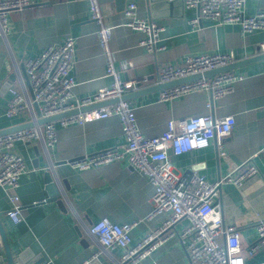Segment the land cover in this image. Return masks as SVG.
Listing matches in <instances>:
<instances>
[{
    "label": "crops",
    "instance_id": "0c3cea01",
    "mask_svg": "<svg viewBox=\"0 0 264 264\" xmlns=\"http://www.w3.org/2000/svg\"><path fill=\"white\" fill-rule=\"evenodd\" d=\"M134 1L138 16L153 20L164 28L156 54H150L140 42L144 34L127 26L125 8ZM33 4L10 16V30L0 37V131L31 122L30 117H8L11 88L22 90L23 71L30 59L41 57L50 46L72 36L76 39L75 65L71 75L75 81L74 99L94 95L111 86L107 62L99 44V25L91 18L90 0H33ZM106 15L105 25L112 28L111 49L114 66L123 81L147 78L149 87L157 86V75L164 67H181L189 55L234 53L237 61L259 55L264 31L244 34L237 25H215L202 20L198 28L190 21L197 9H166L165 16L152 17L150 0H98ZM264 11V0H246L244 14L253 16ZM236 61V62H237ZM134 63L130 71L123 69ZM245 78L235 84L234 91L221 98L211 92H193L172 101L161 100L162 91L133 97L132 104L138 126L147 137L162 135L168 122L188 117L213 115L234 116L233 133L224 139L227 159L219 155L218 141L209 147L176 156L170 162L180 174L197 171L216 182L233 175L234 169L249 159L259 173L240 185L224 183L216 200L225 223L235 225L241 234L243 250L258 239L257 225L264 221V60L232 70ZM15 76V81L12 80ZM26 83V82H25ZM27 90L31 95L27 85ZM62 120V119H61ZM56 121L57 143L46 149L44 143L18 142L17 152L23 157L27 172L14 190L0 188V223L5 231L14 264H83L100 252L97 264H114L122 249L103 250L91 234L93 224L107 218L115 224L143 221L132 232L133 245L157 228L166 218L159 215L147 221L154 208L155 189L149 178L127 162L117 161L86 170L70 162L96 152L122 147L126 143L119 116L85 124L62 125ZM51 171L64 208L53 201L45 175ZM65 182H68L67 185ZM19 198L21 211L15 219L10 213L12 197ZM188 222L176 229L181 232ZM0 233V264H9ZM246 264H264V250L245 258ZM193 264L178 237L171 238L143 263Z\"/></svg>",
    "mask_w": 264,
    "mask_h": 264
},
{
    "label": "built area",
    "instance_id": "2783aa9c",
    "mask_svg": "<svg viewBox=\"0 0 264 264\" xmlns=\"http://www.w3.org/2000/svg\"><path fill=\"white\" fill-rule=\"evenodd\" d=\"M33 3V0H0V37L6 36L10 30L12 12L21 11ZM245 3L246 0H184L185 8L198 10V16L190 21L193 28H198L205 19L217 26H240L244 34L264 31V11L246 16ZM90 13L91 18L99 25V44L107 62L106 74L113 78L112 85L100 89L90 97L74 99L72 91L75 81L71 73L75 65L76 39L69 36L61 43L48 47L41 57L26 61L27 81H21L22 90L16 87L10 89L12 98L6 110L8 117H30L31 121H36L39 119L36 107L41 116L47 118L93 104L121 99L127 93L152 85V81L147 78H133L129 81L121 79L114 66L111 49L112 28L105 25L106 15L98 0H90ZM125 17L127 26L145 35L140 44L150 54H156L162 49L158 46V41L164 28L153 20L140 18L136 2L127 4ZM257 53L264 54V42L259 44ZM236 61L234 53L189 55L184 66L169 65L160 70L155 84L202 74ZM133 68L134 63L131 62L123 67L125 71ZM244 78L243 74L233 71L223 72L211 79L202 78L163 90L161 100L172 101L193 92H211L213 98H221L233 92L235 84ZM114 115L119 116L122 121L126 143L122 147L73 160L70 164L77 169L86 170L117 161L127 162L132 169L145 174L155 189L154 208L146 220H152L159 215L166 216L159 227L149 231L136 245L132 244V232L143 222L141 220L120 225L104 218L93 224L90 232L103 250H123V254L114 264H144L148 257L174 237L181 240L193 264H246V257H253L264 250V221L257 225L258 239L243 250L239 228L225 223L221 211L216 206L222 184L229 182L240 185L244 180L259 173L252 158L236 167L233 175L216 182L209 181L197 171L180 174L170 162L171 152L179 156L204 149L209 147L214 139L218 141L219 155L227 159L223 141L233 133L236 125L234 116L220 118L203 115L171 120L162 135L147 137L139 129L132 104L119 100L109 106L64 118L61 123L64 126L85 124ZM20 141L29 144L41 142L46 149L54 147L57 143L55 122L0 136L2 189H17L21 177L27 172L25 161L16 150ZM11 201L14 207L10 213L16 219L21 211L19 198L12 197ZM185 221L188 225L178 232L177 225ZM99 256L100 252H95L83 264H97Z\"/></svg>",
    "mask_w": 264,
    "mask_h": 264
},
{
    "label": "water",
    "instance_id": "95a60500",
    "mask_svg": "<svg viewBox=\"0 0 264 264\" xmlns=\"http://www.w3.org/2000/svg\"><path fill=\"white\" fill-rule=\"evenodd\" d=\"M162 5H166L165 6L166 9H170V11L174 10V8L179 9L180 10V14L179 15L181 17H183V12L185 10L184 0H172V1H170V0H150V14H151V18L152 17L165 16L164 12H166L167 10L163 9ZM262 60H264V54L257 55L255 57H252V58L247 59V60L237 61V62H235V63H233L231 65H228L226 67L210 70V71L204 72L202 74H196V75L185 77V78H181V79H178V80H175V81H172V82L162 83V84H159L157 86L147 87V88L139 90V91L127 93L121 99H113V100H109V101L93 104V105H90V106H87V107H82L80 109L67 111V112H64V113H61V114H58V115H54V116H51V117H47V118L42 117L39 109L36 107L37 115H38L39 119H37L36 121H31V122H28V123H24L22 125H19V126L10 128V129H6V130H3V131H0V136L7 135V134H10V133H14V132H17V131H22V130L35 128L38 125L40 126V125H44V124H47V123L56 122V121H59L61 119L68 118V117H71V116L80 115L82 113L89 112V111H92V110L100 108V107H104V106H109V105L115 104V103L119 102V100L129 101L133 97L146 95V94L151 93L153 91H163V90L172 88L174 86L181 85V84L188 83V82H192V81H196V80H200L202 78L211 79L213 76H215L217 74H220V73H223V72H229V71H232L234 69L249 65V64L254 63V62L262 61ZM23 73H25V71H23ZM26 74L27 73L24 74V78L27 81ZM11 78H12V80L15 81V76H12ZM45 180H46V183L48 184V189L50 191V195L53 197V199H51V200L57 201V203L60 204V206L62 208H64L63 200H59V199L55 198V197L58 196L59 191L57 190V184L54 182V175H53V173L51 171H48L46 173ZM67 183L68 182H65L66 185H67ZM0 233L2 234L1 236H2L3 243L5 245V249H6V252H7L8 262H9V264H14L13 258L11 256L12 252H11V250L9 248V243H8L5 231H4L3 226L1 225V223H0Z\"/></svg>",
    "mask_w": 264,
    "mask_h": 264
}]
</instances>
